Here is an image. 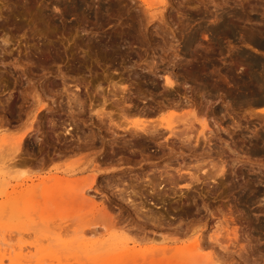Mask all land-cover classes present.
<instances>
[{
    "label": "rangeland",
    "instance_id": "1",
    "mask_svg": "<svg viewBox=\"0 0 264 264\" xmlns=\"http://www.w3.org/2000/svg\"><path fill=\"white\" fill-rule=\"evenodd\" d=\"M203 1L166 0L147 11L142 0H0V40L8 41L0 43V264H192L197 236L199 252L217 250L220 264H264V113L254 112L250 97L251 75L264 78V62L249 64L251 32L264 40V0L205 2L218 9L216 21ZM215 23L222 31L195 46L204 70L186 90L166 86L162 70L188 66L187 33ZM151 66L154 84L139 82ZM120 78L131 93L124 117L101 98L112 96ZM184 95L193 107L157 111ZM149 105L152 116H139ZM161 122L199 136L193 148L208 155L194 156L166 130L167 145L119 146L139 126ZM113 137L114 144L105 142ZM222 161L223 177L202 179ZM93 176L87 194L95 213L92 202L64 193L71 183L78 193ZM218 216L240 227L242 253L232 245L222 253L209 238ZM19 247L25 261H11Z\"/></svg>",
    "mask_w": 264,
    "mask_h": 264
},
{
    "label": "bare ground",
    "instance_id": "2",
    "mask_svg": "<svg viewBox=\"0 0 264 264\" xmlns=\"http://www.w3.org/2000/svg\"><path fill=\"white\" fill-rule=\"evenodd\" d=\"M143 1V3L146 5L145 6V8H146V10L148 11V10H150L153 6H156L157 4H159V3H165V1L166 0H142ZM202 1V0H201ZM213 0H206V1H203L204 2V9H205V11L204 12H207V15H208V13H210V14H213V16L215 17V21L216 20H218V19H216V18H218L217 16L219 15L218 14V12H217V8H215V9H208L209 8V6H208V8H207V5H206V3L208 4V2H212ZM218 1H220V2H223V1H226V0H218ZM75 2V1H74ZM206 2V3H205ZM224 3V2H223ZM235 3V2H234ZM79 5H80V3H78ZM197 4V3H196ZM74 5V4H73ZM195 5V4H194ZM198 5V4H197ZM75 6H78L77 4H75ZM75 6L73 7V8H75ZM55 8V7H54ZM77 8V7H76ZM66 9V8H65ZM77 10V9H76ZM195 11V10H194ZM196 11H200L199 10V8L198 9H196ZM233 11V10H232ZM232 11L231 12H229V14H232ZM235 11V10H234ZM157 14V13H156ZM205 14V13H204ZM209 14V15H210ZM233 14H235V13H233ZM236 14H238L237 12H236ZM158 15V14H157ZM221 15V14H220ZM156 17V15L155 14H153L152 15V13H151V15H150V17ZM221 16H223V15H221ZM233 16V15H232ZM237 16V15H236ZM154 17V18H155ZM159 17H161L160 15H159ZM213 17V18H214ZM230 17V16H229ZM228 17V18H229ZM212 18V17H211ZM212 18V19H213ZM224 18H225V16H224ZM234 18V17H233ZM229 19H231V18H229ZM229 19H227V22L228 23H230L233 27H234V23H232L233 21L232 20H229ZM159 20V19H158ZM164 21V20H163ZM232 21V22H231ZM213 22V21H212ZM185 25V24H184ZM222 29H223V26L221 25V24H218V23H215V24H213V25H211V26H209L208 27V25H199V26H197V27H193L190 31H189V33H187V35H186V38H185V42H184V46H183V48H184V54H185V56L186 57H184V59H185V63L188 65V66H186L187 68H184V67H182V65H181V63H177L176 64V61L175 62H173V66L174 67H176V66H178L179 65V67H180V65H181V72H179V73H177V72H174V71H168L167 69H164V70H162L163 71V77H164V83H165V85L166 86H168V87H170V88H172L174 91H176L179 87H181V86H183L184 87V90H186V87L188 86L187 84V82L191 79V78H193L194 77V75L193 74H198L199 72H201V71H203L204 70V65H205V63L203 62V61H199L198 60V58L200 57L199 55H200V53H198L196 50H195V46H196V43H197V41H198V45H199V38H204V39H206L208 36V34L210 33V34H212V35H217L220 31H222ZM150 31V30H149ZM198 34H199V36H198ZM5 36V35H4ZM249 36V35H248ZM249 37H251V39H249L250 40V43L252 42V46H253V52L254 53H252V54H250V56H249V59H250V62H249V64H252L253 66H258V65H262L263 64V62H264V52H263V50H261V51H259V49H263V47H264V40H263V38L260 36H257L255 33H252L251 32V34H250V36ZM1 42V44L2 43H4L5 45V47L7 46L6 45V43L8 42L7 41V38H2L1 40H0ZM171 45V44H170ZM2 45H0V47H1ZM259 48V49H258ZM5 49V48H4ZM198 61L200 62V64H198ZM238 63H239V61H237ZM150 69H149V71H148V73H147V75H144V76H142L141 74H139V82H140V80H142V81H144V82H151V83H153L154 84V79L152 78V77H154V76H156L157 74H158V71L156 72V69H155V67L154 66H151V67H149ZM179 70V69H178ZM152 75H154V76H152ZM161 75V74H160ZM137 76L138 75H135V77H134V79H137ZM179 78H182V81H180L179 80ZM251 78H252V84L254 85V87L253 86H251V87H253L252 88V94L250 95V97L253 99V101L255 100L256 101V103H258V105H257V107L255 108V113L256 114H263L264 113V78L263 77H259V76H253V75H251ZM120 81L121 80H123L122 78H120L119 79ZM135 81V80H134ZM133 81V82H134ZM117 82H119V81H116V83L114 82L111 86H113V89L114 90H112L113 92L112 93H110L112 96H110V97H105V96H103V97H101V98H103V104H105L107 101H109V100H112L110 103L112 104V106L113 107H116L119 111H120V115L122 116V117H124L125 115L124 114H127V113H129V112H132V109L130 108V105L129 104H127V101H130V97H131V93L129 92V90H130V88L127 86V85H125V82L123 83V81H121L120 83H119V85H116V84H118ZM133 84V83H132ZM135 84V83H134ZM251 84V85H252ZM100 85V84H99ZM98 85V86H99ZM110 85V84H109ZM184 85H186V86H184ZM76 87V86H75ZM182 87V88H183ZM77 89V88H76ZM108 89H110V91H111V88H108ZM188 90V89H187ZM250 90H251V88H250ZM101 92H102V90H101ZM103 93V92H102ZM118 93H121L122 95H120V96H118L119 98H117L116 96L118 95ZM130 93V94H129ZM137 93L139 94V90L137 91ZM169 93V92H168ZM168 93H166V94H168ZM185 93V92H184ZM76 94V93H75ZM101 95V94H100ZM99 95V96H100ZM186 95V94H185ZM184 95V97H182L183 98V100L182 101H176L175 102V99L173 100V101H171V102H169L167 105L166 104H161L160 106L158 105V108H157V111L159 112V111H162L163 109H166V108H173V109H180V110H182V109H186V108H191V107H193V102H192V100L191 99H189V97L188 96H185ZM77 96V95H76ZM179 96V95H178ZM78 97V96H77ZM113 97H116V99H113ZM169 97V96H168ZM237 98H238V96H237ZM239 98H241V97H239ZM238 98V99H239ZM248 98V97H247ZM246 98V99H247ZM251 98H249V99H251ZM242 99V98H241ZM246 99L244 98V101L245 102H247L246 101ZM249 99H247L248 101H249ZM252 99H251V101H252ZM76 100H77V106H79V108L80 107H82L81 106V104H80V101H78L79 99H77L76 98ZM235 102V101H234ZM237 102H240V101H237ZM241 102H243V101H241ZM129 105V106H128ZM150 106V110L149 109H147L148 111H146L145 112V109H139V111H136L137 113L139 112V116H152L151 114H153L154 113V108L153 107H151V105H149ZM169 106V107H168ZM135 110V109H134ZM191 110V109H190ZM189 110V111H190ZM211 110H213L212 108H211ZM92 111V110H91ZM192 111H193V109H192ZM103 112V114L104 115H106V113H104V111H102ZM101 112V113H102ZM185 112V115H186V113L188 114L189 112L187 111H184ZM254 112H253V114H252V117H253V115H255L254 114ZM98 113V112H97ZM100 113V112H99ZM109 113V112H108ZM107 113V114H108ZM190 114V113H189ZM184 115V116H185ZM97 116H99V115H97ZM101 116V115H100ZM179 117H180V114L178 115ZM187 116H189V115H187ZM187 116H185V117H183V119L185 118H187L188 119V117ZM251 116V115H250ZM262 116H264V115H262ZM109 118H110V116H108ZM173 117H176L177 118V115H175V116H173ZM260 117V116H259ZM91 118V117H90ZM182 118V116L180 117V119ZM173 119H175V118H173ZM179 119V118H178ZM179 119V120H180ZM183 119H181L182 121H187V119L186 120H183ZM110 121H109V123H112L113 124V121L111 120V118L109 119ZM148 121V120H147ZM151 122V121H150ZM160 122V121H159ZM152 126V125H151ZM151 126H149V127H151ZM158 126L159 127H157V125H154L153 127H151V128H149L148 126V128L146 127V128H144V127H140L139 126V132H137V130H135L136 132L134 133H131V135H130V138L129 139H124L123 137H121V139H122V141H121V145H119V146H123V147H128L127 145H134V146H137V145H142L143 143H157L158 144V146H164V145H167V143H168V137H164L163 136V130H166V131H168V133L169 134H171V135H173V134H175V136L177 137V141H179L180 143H181V145H184V146H186L187 148H188V150L190 151V153L192 152L193 154H194V156H207L208 155V153L206 154L204 151H201V152H199L198 153V151L196 152V150H194V148H193V144H192V142H191V139H195V141L197 142V141H200L199 139H200V137L199 136H194V137H192L191 138V136H192V134L190 135L189 134V132L187 131V132H185L186 131V129H184V130H181V131H178V132H173V130L175 129L174 127H173V122H161L160 124H158ZM116 127H119V125H117L116 124ZM161 127V128H160ZM205 127H206V125H205ZM207 131L210 133L211 132V130L210 129H207ZM124 132V131H123ZM112 133H116V132H114V131H112ZM124 134H125V132H124ZM114 135V134H113ZM116 135V137H118V138H120L119 136H117V134H115ZM22 136V135H21ZM90 136V135H89ZM88 136V138H89V140H92V138L91 137H89ZM201 137H202V139L204 140V142H205V144L207 145L208 143L210 144V146L212 145L210 142H211V135L209 134V135H205V133L204 132H202L201 133ZM85 138V137H84ZM83 138V139H84ZM87 138V137H86ZM120 139V140H121ZM161 139H162V141H161ZM164 139V140H163ZM88 140V141H89ZM117 139L115 138V137H113L110 141H105V142H108V143H110L111 145L112 144H114L115 142H117L116 141ZM17 141V140H16ZM15 141V142H16ZM88 141H86V143H85V146H92L93 145V143L91 142V141H89V142H91V143H89ZM163 141H166V142H163ZM264 141V140H263ZM262 141V142H263ZM264 143V142H263ZM1 144V143H0ZM16 144V145H15ZM83 144V143H82ZM198 144V143H197ZM3 145V144H2ZM13 145H15L16 146V148H17V150H19L20 149V146H21V138L19 139V141H17L16 143H14ZM196 145V144H195ZM205 145V146H206ZM82 146V145H81ZM208 146V145H207ZM257 146V145H256ZM261 146V145H260ZM139 148H141V146H139ZM206 151V150H205ZM141 152V151H140ZM225 161H222V162H220V164L219 165H217V167H216V170H214L213 172H212V174H210L209 176H208V174L207 175H204L203 176V180H212V181H215V179H216V177H218V176H220V177H223V175H224V172H225V170H226V165H225V163H224ZM214 163H212V166L214 167V166H216L215 164L213 165ZM182 165H184L185 166V164H182ZM183 166V168H185ZM183 168H181V166H180V168L179 169H177V171L179 172V175L180 176H182L183 177V175H182V173L183 172H181V171H184V170H186V169H183ZM190 175V178H191V180H192V182H199L200 181V179H201V177L200 176H194V175H192V173H190L189 174ZM203 180H201V181H203ZM95 182V177L93 176L92 177V179L90 180V182H88L86 185H83L82 186V188L81 189H79L78 190V193H76L75 191H76V185L74 184V183H71V184H69V186H66L67 188L64 190V193L66 194L65 196L66 197H69L70 199L71 198H76L75 197V195L76 196H78L79 197V199H81L83 202H86V201H90V202H92L91 204L93 205L94 204V206H93V208L91 209V212L92 213H95V211L96 210H98V206L95 204V202L93 203V201H95L94 200V198L92 197V196H90V195H88L87 194V190L90 188V186H91V184L92 183H94ZM74 196V197H73ZM66 212V211H65ZM64 212V213H65ZM63 213V215H62V217H63V220L66 218V216L69 218V214H68V212H66V214H64ZM65 215V216H64ZM67 218V219H68ZM65 221H67V220H65ZM216 226H215V228H217V229H215V231L214 232H212V235H209V238L213 241V244H215L221 251H222V253H224V251L226 252V254L227 253H229L230 252V249L232 248V246H233V249H234V252H235V248H236V246H239L238 245V238H239V236L241 235H239V231H240V227L236 224V223H233V221L230 223V222H228L227 220H225V219H222L220 216H218V218H217V220H216V224H215ZM92 230V229H91ZM223 230V232H221ZM93 232H96L95 231V229H93ZM245 232V231H244ZM223 233V234H222ZM243 233V232H242ZM220 234H222V238H226V242L225 243H223L222 242V240H220ZM224 236V237H223ZM208 238V239H209ZM202 241H203V237L202 236H197L196 238H195V240L193 241V243L191 244V246H192V249L190 250V252H188V258L189 259H191V260H194L193 262H192V264H220L219 263V260H220V257H222V256H219V255H221L219 252H217V250H215V249H212L209 253H207V255H202L200 252H199V250L201 249V245L203 244L202 243ZM224 241V240H223ZM240 242V241H239ZM225 244V245H223V244ZM4 244V245H3ZM2 244V242H0V245H3V246H6L5 245V243H3ZM240 244V243H239ZM230 245H232V246H230ZM242 245V244H241ZM240 245V246H241ZM8 246H9V244H8ZM7 246V247H8ZM231 247V248H230ZM244 246H242V248H243ZM9 248H11V245H10V247ZM191 248V247H190ZM241 248V247H240ZM245 248V247H244ZM19 250H18V252L15 254V256H14V258L13 257H10V260L11 261H14V260H17V259H20V260H23V261H25L24 260V258H26L27 257V255H24V253H22V251H25V250H23V247H19L18 248ZM236 249H238V248H236ZM15 250H17V248L15 249ZM238 250H240V251H238V252H240V253H242L241 251H243V250H241V249H238ZM12 251V250H11ZM231 252H233V251H231ZM236 252H237V250H236ZM237 252V253H238ZM7 254V253H6ZM232 254H234V253H232ZM236 254V253H235ZM10 255H11V253H10ZM237 255V254H236ZM238 256V255H237ZM218 257H219V260H218ZM238 257H240V256H238ZM242 257V256H241ZM240 257V258H241ZM243 260V259H242ZM241 260V261H242ZM217 261H218V263H217ZM236 262H238V261H236ZM232 263V262H231ZM234 263V262H233ZM240 262H238L237 264H239Z\"/></svg>",
    "mask_w": 264,
    "mask_h": 264
},
{
    "label": "flooded vegetation",
    "instance_id": "3",
    "mask_svg": "<svg viewBox=\"0 0 264 264\" xmlns=\"http://www.w3.org/2000/svg\"><path fill=\"white\" fill-rule=\"evenodd\" d=\"M260 145H261V146H264V144L259 143L258 146H260Z\"/></svg>",
    "mask_w": 264,
    "mask_h": 264
}]
</instances>
